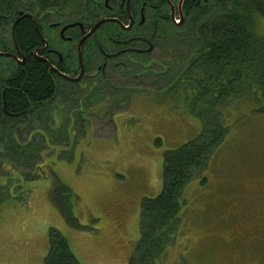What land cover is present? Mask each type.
Wrapping results in <instances>:
<instances>
[{"label":"rangeland","instance_id":"1","mask_svg":"<svg viewBox=\"0 0 264 264\" xmlns=\"http://www.w3.org/2000/svg\"><path fill=\"white\" fill-rule=\"evenodd\" d=\"M254 28L264 39L263 18ZM152 55L150 75L133 68L128 79L110 74L93 89L70 86L42 124L14 132L22 148L0 156V264H45L51 230L66 238L80 264H129L136 256L144 198L164 189L165 151L203 132L192 97L181 94L188 85L160 91L156 84L161 67L173 73L172 55ZM251 108L252 100L224 108V117L234 114L225 121L230 131L203 171L206 181L196 172L186 185L179 236L156 264H264V242L225 218L244 196L264 209V115ZM59 183L77 196V226L54 202Z\"/></svg>","mask_w":264,"mask_h":264},{"label":"trees","instance_id":"2","mask_svg":"<svg viewBox=\"0 0 264 264\" xmlns=\"http://www.w3.org/2000/svg\"><path fill=\"white\" fill-rule=\"evenodd\" d=\"M102 7L103 0H0V51L16 52L17 47L27 57V64L14 77L4 76L5 88H0V156L6 150L16 155L22 148L13 138L18 127L12 125L18 122L19 128L27 127L25 132L33 130L35 120L42 124L50 102L57 97L53 73L34 56L42 45L37 26L45 36L50 23H93L105 14L113 16ZM185 9V21L164 28V35L155 41L159 51L172 55L175 69L171 73L169 66H163L153 75L160 91L170 85H188L183 93H177L192 97V112L202 121L203 132L197 140L165 151L164 189L155 198H144L141 239L129 264H156L176 243L187 204L184 189L197 179L196 172L206 181L203 171L208 170L210 159L230 131L225 121L234 114L230 110L224 117V108L238 109L252 100L251 110L264 115V39L254 32L259 18L264 19V0H207L192 8L186 5ZM20 15L26 17L19 20ZM57 42V36L50 39L52 46ZM134 60L129 69L142 68L141 75H150L151 57L138 55ZM76 198L68 186L55 185L54 202L72 227L79 225L72 212ZM49 236L51 248L45 264H80L59 231L51 230Z\"/></svg>","mask_w":264,"mask_h":264},{"label":"flooded vegetation","instance_id":"3","mask_svg":"<svg viewBox=\"0 0 264 264\" xmlns=\"http://www.w3.org/2000/svg\"><path fill=\"white\" fill-rule=\"evenodd\" d=\"M206 1L103 0L102 9L112 13L113 16L105 14L103 18L93 23L70 22V24L59 25L50 23L45 30V36L37 26L42 45H38L34 56L45 63L53 73L57 81V97L70 86L84 90L90 86L93 89L100 82L106 85L110 80V74L114 76L119 74L121 78H126L128 70H132V68L129 69V64L135 63V56L152 57L157 50L155 41L164 35L162 32L164 28L169 29L172 24L181 25L185 21L186 5L192 8ZM177 17L180 20L178 23ZM103 19L107 21L98 27L80 48L82 39ZM64 28L67 29L62 35ZM55 36L59 40L56 47L50 43V39ZM16 49V52L0 51V59L5 60L0 62V84L3 86L0 85V88L2 89L5 88L4 76L14 77L16 71L27 64L26 55L21 54L17 47ZM10 54L16 56V59L9 56ZM1 94L5 101V91L2 90ZM12 126L19 128L18 122ZM259 194L263 197L264 191ZM225 203H227L226 200ZM225 215L229 222L230 220L234 222L236 219L237 225L243 226L245 233L253 235L256 241L264 242V209L260 208L257 202L254 204L249 197L244 196L233 205L231 212H225Z\"/></svg>","mask_w":264,"mask_h":264},{"label":"water","instance_id":"4","mask_svg":"<svg viewBox=\"0 0 264 264\" xmlns=\"http://www.w3.org/2000/svg\"><path fill=\"white\" fill-rule=\"evenodd\" d=\"M21 17H20V19L19 20H21L22 18H24V17H26V16H23V15H20ZM19 20L18 21H16L15 22V25L19 22ZM105 21H107V19H103L102 21H100V22H98L97 23V25L93 28V30L91 31V33H89L87 36H85L83 39H82V41H81V43L79 44V47L81 48V45H82V43L88 38V37H91L92 36V34H93V32L98 28V27H100L102 24H104V22ZM14 25V26H15ZM66 29L67 28H64L63 30H62V35H63V33L66 31ZM13 33H14V29H13ZM46 46H48V45H46ZM149 50H151V49H149ZM148 50V51H149ZM9 56H11V57H13L14 59H16V56H14V55H9Z\"/></svg>","mask_w":264,"mask_h":264},{"label":"bare ground","instance_id":"5","mask_svg":"<svg viewBox=\"0 0 264 264\" xmlns=\"http://www.w3.org/2000/svg\"><path fill=\"white\" fill-rule=\"evenodd\" d=\"M185 54V53H184ZM69 65V64H68ZM75 65V64H74ZM77 67V66H76ZM70 70V69H69Z\"/></svg>","mask_w":264,"mask_h":264}]
</instances>
